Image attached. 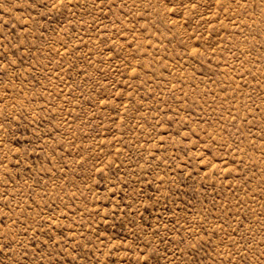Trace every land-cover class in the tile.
Returning a JSON list of instances; mask_svg holds the SVG:
<instances>
[{
	"label": "rangeland",
	"instance_id": "374dc122",
	"mask_svg": "<svg viewBox=\"0 0 264 264\" xmlns=\"http://www.w3.org/2000/svg\"><path fill=\"white\" fill-rule=\"evenodd\" d=\"M0 264H264V0H0Z\"/></svg>",
	"mask_w": 264,
	"mask_h": 264
}]
</instances>
